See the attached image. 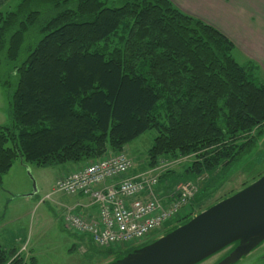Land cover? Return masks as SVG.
<instances>
[{
    "label": "trees",
    "instance_id": "obj_1",
    "mask_svg": "<svg viewBox=\"0 0 264 264\" xmlns=\"http://www.w3.org/2000/svg\"><path fill=\"white\" fill-rule=\"evenodd\" d=\"M46 3L57 13L16 67L11 123L0 126V192L17 160L41 168L86 164L154 130L145 171L193 158L181 173L167 169L159 186L178 181L167 197L180 184L196 187L189 208L154 240L218 203H208L215 186L207 178L239 161L264 128L259 67L238 63L230 39L171 0H24L0 18V68L18 63ZM96 249L118 260L135 248ZM0 264L27 263L0 245Z\"/></svg>",
    "mask_w": 264,
    "mask_h": 264
},
{
    "label": "rangeland",
    "instance_id": "obj_2",
    "mask_svg": "<svg viewBox=\"0 0 264 264\" xmlns=\"http://www.w3.org/2000/svg\"><path fill=\"white\" fill-rule=\"evenodd\" d=\"M119 6H122V4L112 1L108 3V7ZM33 10H36V8ZM38 10L40 11L39 20L35 25H30L29 31L25 34V42L18 63L15 65L6 62L0 68V126H8L11 123L8 112L9 101H11V96L17 87L16 67L21 66L28 57L30 50L35 48L43 38L44 33L40 29L44 23L57 13L55 7L48 3L39 7ZM235 58L238 63L244 64L243 60L237 56ZM3 82H6L7 85L3 86ZM155 137L156 132L150 130L129 144L123 151L110 152L104 159L124 154L132 160L134 167H136V164L142 163L146 159L147 152L152 147ZM256 143L239 161L219 170L217 174L210 175L209 179L207 178V182H212L211 186H215L210 191V197L208 198L212 200L208 203L221 201V199L223 200L237 193L264 174V128L258 135ZM8 146L12 147V144L10 143ZM192 159L175 161L176 163L172 168L181 173L183 164L192 161ZM99 160L81 165V167H77L60 178L88 167ZM14 164L10 176L4 180L6 187L3 190L10 189L12 192H19V189L24 187L20 188L22 185L17 187V182L24 178L26 179L27 189H30L27 193L30 196L24 198V196L16 194L10 197L3 193V190L1 191L0 245L5 247L7 251L16 250L19 254L21 253L27 264H107L113 261L111 257H101V253L96 249L97 247L95 248L90 241L87 242L86 239L77 235L79 233L67 227L65 219L66 215L69 214L68 208L71 207L72 197L55 191L56 173L62 165L41 168L35 164L24 163L23 166L27 167L21 168L19 160ZM179 180L183 182L187 178L180 177ZM188 180L193 179L189 178ZM177 182V180H174L172 183L173 190L175 188L173 186ZM203 184L201 183L199 187L202 188ZM158 189L159 187L156 188L155 192L159 198L164 200L163 195L166 194H161ZM168 226L170 227V224ZM165 233L159 236H163ZM153 240L154 238H147L140 244L128 243L122 247L136 249ZM236 264H264V242L259 248Z\"/></svg>",
    "mask_w": 264,
    "mask_h": 264
},
{
    "label": "built area",
    "instance_id": "obj_3",
    "mask_svg": "<svg viewBox=\"0 0 264 264\" xmlns=\"http://www.w3.org/2000/svg\"><path fill=\"white\" fill-rule=\"evenodd\" d=\"M174 163L134 174L127 155L111 156L68 174L55 183V191L69 197H89L97 206L96 219L81 213L66 215L67 227L86 235L99 249L140 244L163 231L168 222L189 208L196 193L191 184H180L168 199L155 192L160 177Z\"/></svg>",
    "mask_w": 264,
    "mask_h": 264
},
{
    "label": "water",
    "instance_id": "obj_4",
    "mask_svg": "<svg viewBox=\"0 0 264 264\" xmlns=\"http://www.w3.org/2000/svg\"><path fill=\"white\" fill-rule=\"evenodd\" d=\"M263 242L264 175L174 231L107 264H236Z\"/></svg>",
    "mask_w": 264,
    "mask_h": 264
},
{
    "label": "crops",
    "instance_id": "obj_5",
    "mask_svg": "<svg viewBox=\"0 0 264 264\" xmlns=\"http://www.w3.org/2000/svg\"><path fill=\"white\" fill-rule=\"evenodd\" d=\"M23 1L0 0V18L17 11ZM171 2L184 13L204 21L230 39L236 47L235 57L237 56L243 60L244 64L241 65L251 62L257 65L259 67L260 78L264 82V0H171ZM19 161L21 168H23L25 162ZM81 165L84 164L63 165L56 173V180L77 167H81ZM11 170L4 177V180L10 176ZM142 171H145L143 162L136 164L134 174H139ZM22 179L17 182V187L20 185H22L20 188L24 187L19 189V192L16 193L10 189H4L3 193H6L10 197L20 194V196L27 198L25 196L28 195L27 193H29L30 189H27L26 179ZM162 183L164 182L162 181ZM170 183L167 181L163 186H159L158 190L161 194H166L163 195L165 198L172 191V183ZM5 187L4 181L3 188ZM71 199L72 204L68 208V213L78 212L90 220L96 219L97 206L93 204L89 197L78 196ZM79 236L86 239L87 242L90 241L88 236Z\"/></svg>",
    "mask_w": 264,
    "mask_h": 264
}]
</instances>
